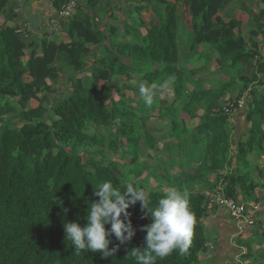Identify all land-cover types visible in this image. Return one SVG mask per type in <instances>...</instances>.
<instances>
[{
    "label": "trees",
    "instance_id": "1",
    "mask_svg": "<svg viewBox=\"0 0 264 264\" xmlns=\"http://www.w3.org/2000/svg\"><path fill=\"white\" fill-rule=\"evenodd\" d=\"M51 1L58 10L66 0ZM230 1L139 0L140 7L157 13L156 20L147 27L141 22L145 32L138 28L133 40L121 43L115 40L117 27L104 33L73 15L65 25L69 42L46 38L26 42L18 26L0 21V264H136L130 250L145 245L141 226L151 222L143 216L139 202L128 209L135 236L127 245L111 237L109 247L118 246V250L107 258L99 252L74 250L65 240V214L56 202L69 209L68 221L83 226L87 208L98 199L93 191L105 181L114 185L131 181L148 189L152 207L168 190L152 186L147 178L137 180L130 170L117 172L106 154L97 158L91 150V145L93 149L101 146V151L107 146L103 137L89 132L91 126L110 128L118 117H133L132 112L117 108L118 100L112 95L114 76L136 73L147 86L155 84L156 90L167 92L169 96L162 100L157 93L151 107L158 108L160 116L168 114L173 129L178 127V111L196 121L191 127L183 122L184 134L175 144L181 154L172 156L170 165L182 157L186 164L196 162L200 168L178 173L171 183L168 178L171 187L190 193L189 207L195 216L192 236L185 252L175 250L157 258L156 264H200L199 254L207 249L204 219L218 205L209 207L205 192L196 185L212 189L221 184L229 198L259 200L252 196L257 182L249 176V154L256 151L264 157V55L255 28L264 24V0H242L238 10L248 15L247 31L237 13L227 19L220 15ZM6 5L7 0H0V17L6 14ZM92 45L101 47L99 55L90 65V75L81 77ZM186 47L190 55L200 47L217 53L211 69L222 76L216 80L222 85L199 76L203 66L190 68L186 61L183 65ZM27 49H31L28 56ZM64 69L71 71V89L48 107L47 80L57 79ZM224 90L231 91L233 104L245 98L242 111L250 125L239 137L233 135L230 115L220 102ZM32 99L39 101L38 106H30ZM199 109H203L200 114ZM123 131L124 136L116 135L111 145L116 146L121 137L134 138L128 135L132 129ZM130 157L129 163L137 162L136 154ZM207 173L214 175L215 182Z\"/></svg>",
    "mask_w": 264,
    "mask_h": 264
},
{
    "label": "crops",
    "instance_id": "2",
    "mask_svg": "<svg viewBox=\"0 0 264 264\" xmlns=\"http://www.w3.org/2000/svg\"><path fill=\"white\" fill-rule=\"evenodd\" d=\"M78 2L79 4L74 11L73 17H78L80 21L88 23L91 27L96 28L104 33L115 31V28L117 27L118 37L115 39L117 40V43L133 40L134 35L138 34V28L140 31L141 28H143L145 32V27L148 26L147 24L156 20L157 15V13H155L152 8L148 6L140 7L139 0H78ZM111 2H113V7L111 6ZM6 8V14L4 13V15L0 17V21L5 22V24L7 25L18 26L21 38L26 42H30L32 38L37 40L46 38L48 40L51 39L56 41L69 42L70 39L68 33L66 32L67 26H65L68 22L63 23L62 30L58 33L50 34L46 30L48 21L56 16V8L53 6L51 0H7ZM122 10L128 11V14L123 15V17L125 18L124 22H121L119 19V12ZM234 12L237 13V15H239L238 17L242 20L243 30L247 31V29L250 28L248 15L243 11L238 10V8L232 10L229 15L223 18L227 19ZM145 14L147 15V18L146 16H144ZM126 20H129L130 23H128ZM141 22H144L145 27H139ZM255 28L259 30V34L256 37V40H258V47L260 48V46H263L260 54L264 55V44H262V42L264 41L262 40V42L260 43V39L264 36V24H255ZM99 48L101 47H97L94 45L90 46V49H92L94 52L92 51L87 56H85L88 60V65L83 70H87L86 72H83L85 76L90 75L89 68L94 59L97 58L96 56L99 55V52H97V49ZM30 51L31 49H27L26 56L29 55ZM184 53L186 55L187 52L185 51ZM193 57L194 58L192 59L190 65L193 63H200L203 58H206V62H211L214 58L217 57V53L213 49L207 50V48H201L197 53L193 55ZM198 65H200L198 67L200 68L204 65V61ZM190 67L192 68V66ZM68 73L71 74V72H62L57 79L47 80V83L50 86V90L45 92V94L47 95L45 96L47 102L51 101L52 103H57L59 99L65 94L66 90L71 89V84L69 82L71 75H67ZM80 76L82 77L81 74ZM63 79L67 80V85H69L70 87L63 91V94L59 93L58 96L54 98L55 101H53V99L51 98H53V92L55 88L51 86L50 81L56 83L59 82V80ZM123 79H138L139 81H141L140 75L135 73L128 77L114 76L112 82H115L116 80L120 81ZM114 88L116 89H114L112 92L113 96L116 95V90H118V92L120 91L117 86H115ZM137 89L139 91V88ZM159 92L166 93L162 90H156V94ZM42 94L44 93L39 94V98H41ZM168 96L169 94H167V97ZM160 97L161 100L163 99V97L167 98L165 95H160ZM33 102H36V104H33ZM38 104L39 101L36 99H32L30 101V106L35 107L38 106ZM50 106L51 104L48 105V107ZM200 110L202 111L203 109H199L198 112H200ZM178 112H176L177 115ZM177 115L176 118H178ZM244 118V112L241 110H236L230 115V120L234 128L232 129V132L235 137H239L240 134L245 131L248 125L247 123H245ZM177 122L178 131H174L173 133L171 129V127L173 128V125H171L170 128L168 126V129H170L169 134L166 138H164V140L168 139L169 144L171 143L168 146L166 142V145L174 149V156L172 152V156L174 159L181 154L175 147V144L179 139V131H183V126L181 128L179 120H177ZM160 147L162 146L160 145L159 148ZM175 161L176 162H174V165L168 166V169L172 167L173 170L166 172L167 176H169V178L171 179L170 182L174 181L173 179L178 173H193L200 168V164L196 162L192 165L186 164V162H183L182 157ZM249 161V176L257 182L254 188V192H252V196L254 197V199L259 198V200L264 202V157L259 156L256 151H253L249 154ZM207 177H209L211 180L213 179L212 181L215 182L213 174L210 175V173H207ZM219 185L222 186L221 184ZM195 188L204 192L211 190V188H202L198 187V185H196ZM250 201H253V199L243 202L247 203ZM208 206L210 207V204ZM212 210V213L206 216L203 223L205 232L207 234V249L199 254L200 264H261V257L262 253H264V247L261 248L258 244L260 243V241H262L260 238L264 236V215H262L260 221L255 227H247L239 230L234 221L230 218L227 210L220 206L212 207ZM257 234L259 238H256L255 235ZM242 238H250L249 246L243 245L241 243ZM247 252L251 254L248 259H246L244 256ZM257 256L260 259L257 260ZM245 259L248 261V263L244 261Z\"/></svg>",
    "mask_w": 264,
    "mask_h": 264
},
{
    "label": "clouds",
    "instance_id": "3",
    "mask_svg": "<svg viewBox=\"0 0 264 264\" xmlns=\"http://www.w3.org/2000/svg\"><path fill=\"white\" fill-rule=\"evenodd\" d=\"M138 87L144 104L151 107L157 86H146L140 82ZM93 195L98 199L93 200L87 208L86 223L83 226L76 221H68L66 215L69 209L62 201H56L65 214V240L71 242L77 253L99 252L107 258L118 250V246L109 247L111 237L114 236L120 245L131 242L136 228L128 209L138 202L143 216L150 217L151 222L141 226V230L146 232L145 245L130 250L136 264H156L157 258L163 259L175 250L181 253L187 250L195 224L187 189L168 188L154 207L150 206L149 190L136 187L131 181L118 185L105 181L94 189Z\"/></svg>",
    "mask_w": 264,
    "mask_h": 264
},
{
    "label": "rangeland",
    "instance_id": "4",
    "mask_svg": "<svg viewBox=\"0 0 264 264\" xmlns=\"http://www.w3.org/2000/svg\"><path fill=\"white\" fill-rule=\"evenodd\" d=\"M241 2L242 0H231L230 2H228L220 12V14L223 15L222 17L229 15L232 12V10L236 8H240ZM111 6L113 7V2H111ZM119 13H120V17H119L120 21L124 22L125 18L123 17V15L128 14V11L122 10ZM144 16H146L147 18L146 14ZM126 21L130 23L129 20H126ZM141 31L144 32V29L141 28ZM262 40L264 41V36L263 38L260 39V43L262 42ZM262 44H264V42H262ZM185 49L187 50V53L183 58V65L185 64V61L187 65L188 64L190 65L194 57L193 55H190L191 53L188 50V47H186ZM200 49L201 47L199 48V50ZM205 60L206 58H203L202 61H200V63L204 61V65H203L204 70L201 72L200 76H202L203 79L208 80L210 84L215 83L216 80H218V78H222V76L218 77L219 72L215 73V69H211L212 68L211 62L213 61L206 62ZM200 63H196V64L193 63L191 64V66L192 68H198L200 66L198 64ZM86 71L87 70L80 72L82 77L85 76L83 72H86ZM63 72L67 73L71 71L69 69H64ZM67 75H71V74L68 73ZM50 82H51V86L55 88L53 92L54 94L53 98H51L53 99V101H55L54 98L58 96L59 93H62L63 91H65L67 88L70 87L69 85H67L68 83L67 80H64V79L59 80V82H56V83L52 81ZM140 82L145 83V85L147 86L146 82H144L143 80L139 81L138 79H133V80L123 79L120 81L116 80L115 82H112L113 86L114 87L117 86V88H119L120 90L119 92L118 90H116L117 93L116 95L113 96L115 100H118L119 105L116 104L117 108L122 112H128V111L132 112L133 117L132 118H119L118 117L116 119L117 123L114 124V127H110V128L94 126V125L91 126L88 129L89 132L93 131L97 133L99 137L100 136L103 137V141L107 145L104 150L102 149L103 151H101V146H97L95 147V149H93L94 145H91V150L96 151L93 154L96 155L97 158L103 157L104 154H106V157L110 159L112 163L114 164V167L117 170V172L130 170L132 172L131 175L137 176L136 178L137 180H144L147 178L152 186H155L158 184V185L164 186L165 188L167 187L169 188L171 187L170 186L171 182L168 183L169 176H167L166 172L173 170L172 167L168 169V166L171 163L172 153L168 151L170 148L168 146L171 143L169 144L168 139L164 140V138H166L167 135L169 134L170 129H168V126L170 128L173 122L171 121V117L167 116L168 114L160 116L158 108L156 107L152 108V107H147L146 105H143L144 104L143 99L140 96V93L137 89L139 88L138 86ZM216 84L222 85L220 82L219 84L218 82H216ZM166 93H161L160 95L161 96L165 95L167 97L168 93L167 94ZM231 94H232L231 91L224 90V93L221 96V100H220L221 104H223V107L227 102H229V104H233L232 103L233 100H231L230 98ZM241 100H243L244 102L245 98L241 97ZM33 104H36V102H33ZM49 104H52V102L50 101ZM179 106L180 104L177 103L174 106V108L177 109ZM244 107H245L244 103L242 107H240L239 105L238 106L236 105V110L242 111ZM235 111H233V113ZM201 112L202 111L200 110L198 114H200ZM177 116L178 118L176 119L179 120L181 128L183 126V122H186L187 126L189 127L191 125L194 126L196 124V121H194L193 119L191 120L190 117L182 111H179ZM143 120H144V125L141 126V122ZM248 125L250 124L248 123ZM126 128L133 130L132 132H129L128 135L134 138H131L129 140L127 138L125 139L121 137L118 139L116 146L114 144L111 145L110 141L114 139L116 135L124 136L122 134L124 132L123 130H125ZM171 129L173 128L171 127ZM172 131H178V128L173 129ZM175 134H178V133H175ZM182 134H184L183 131H179V134H178L179 139L181 138ZM134 142L137 146L132 145ZM166 142L168 146L166 145ZM158 145L159 146L161 145L162 147L159 148ZM117 146H119V148ZM176 148L180 152V147H176ZM156 149L158 150V153L156 152ZM133 154H136L138 156V160L136 163L131 164L129 163L130 158H131L130 156ZM173 156H174V152H173ZM255 236L256 238H259L258 234ZM249 239L250 238L248 239L242 238L241 243L243 245L249 246ZM260 239L262 241H260L258 245L261 248H263L264 247V236L261 237ZM248 257L245 256L246 259H248ZM246 259L244 261L248 263ZM256 259L258 260L260 258L257 256Z\"/></svg>",
    "mask_w": 264,
    "mask_h": 264
},
{
    "label": "built area",
    "instance_id": "5",
    "mask_svg": "<svg viewBox=\"0 0 264 264\" xmlns=\"http://www.w3.org/2000/svg\"><path fill=\"white\" fill-rule=\"evenodd\" d=\"M79 2L78 0H66L64 4L56 10V16L49 20L46 26V30L50 34L58 33L62 30L63 23L66 22L74 13ZM263 46H260L259 50H262ZM246 104L245 101L238 99L236 105L242 107ZM235 104H229L224 106V110L227 114L231 115L236 110ZM205 196L209 204H216L224 207L231 219L239 230L247 227H255L260 221L262 215H264V202L261 200H253L250 202H243L241 200H235L226 196L222 186L218 185L213 189L205 192ZM231 264V263H227Z\"/></svg>",
    "mask_w": 264,
    "mask_h": 264
}]
</instances>
